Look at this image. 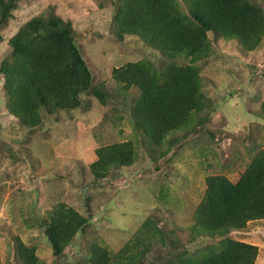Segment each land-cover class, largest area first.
I'll list each match as a JSON object with an SVG mask.
<instances>
[{"label":"rangeland","instance_id":"374dc122","mask_svg":"<svg viewBox=\"0 0 264 264\" xmlns=\"http://www.w3.org/2000/svg\"><path fill=\"white\" fill-rule=\"evenodd\" d=\"M133 1H0V264H28L20 243L33 249L35 264H96L100 253L109 257L106 264H127L120 252L129 243L137 245L128 253L138 255L135 263L163 264L177 252L198 253L218 243L194 236L197 213L208 177L236 183L264 151V22L249 46L210 32V55L194 63L123 31L132 20L143 23ZM254 1L264 11V0ZM122 4L125 15L118 21ZM50 13L72 26L92 88L104 93L105 102L87 92L79 108L42 111L39 125L30 126L9 109L1 67L11 59L9 42L19 29ZM131 64L162 80L184 69L198 71L207 106L156 144L137 123L141 90L114 78L115 69ZM127 141L135 145L133 164L96 179L90 166L97 149ZM72 212L85 225L56 256L46 230L54 221L68 222ZM149 220L164 232L166 246L155 234L134 242ZM229 237L257 246L255 264H264V220Z\"/></svg>","mask_w":264,"mask_h":264},{"label":"trees","instance_id":"16d2710c","mask_svg":"<svg viewBox=\"0 0 264 264\" xmlns=\"http://www.w3.org/2000/svg\"><path fill=\"white\" fill-rule=\"evenodd\" d=\"M134 1L138 5L136 12L145 16L143 23L132 20L124 25L123 31L140 35L146 43L169 55L190 56L194 63L210 55V32L238 39L249 46L264 22V11L254 0H183L187 10L176 0ZM122 6L118 8V21L125 15ZM9 44L11 59L3 63L1 72L9 109L24 123L39 125L42 111L77 109L82 104V94L87 92L105 102L104 93L92 88L93 76L75 45L72 26L56 14L32 18ZM114 78L127 87L141 90L136 108L137 123L158 145L187 126L191 118L207 106L208 98L200 84L202 77L196 70L184 69L162 80L158 74L145 71L142 64H131L115 69ZM134 149L131 141L98 148V159L90 166L95 178L106 177L113 168L132 165ZM197 215L198 228L194 236L207 235L217 238L218 243L198 253L177 252L163 264H255L258 247L229 236L233 231L244 229L248 222L264 220V151L253 157L236 183L223 176L208 177ZM68 219V222L54 221L46 230L56 256L85 225L76 212ZM148 222L139 230L134 242L142 243L144 238L155 234L159 236L158 242L166 246L164 232L156 223ZM135 247L129 243L120 252L127 264H138L135 263L138 255L128 254ZM19 250L28 264L38 262L30 247L20 243ZM108 259L100 253L95 263L106 264Z\"/></svg>","mask_w":264,"mask_h":264}]
</instances>
